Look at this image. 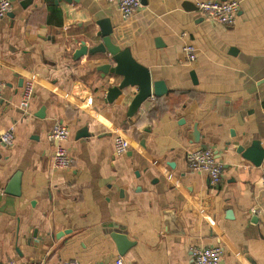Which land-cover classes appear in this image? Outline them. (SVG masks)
Instances as JSON below:
<instances>
[{"label": "crops", "instance_id": "crops-1", "mask_svg": "<svg viewBox=\"0 0 264 264\" xmlns=\"http://www.w3.org/2000/svg\"><path fill=\"white\" fill-rule=\"evenodd\" d=\"M207 1H238L234 24L210 22L198 10ZM140 3L124 19L106 0H12L0 19V134L15 136L0 143V264H192V246L220 248L219 264H264V160L243 157L256 142L264 150V0ZM104 20L163 95L132 107L134 88L106 101L121 80L96 71L108 57L78 55L83 42L99 44ZM57 123L70 133L64 171L51 166ZM116 136L129 142L123 155ZM202 146L222 164L216 186L187 166L186 152ZM18 172L19 194H8ZM169 210L183 236L166 233ZM113 234L130 243L122 255Z\"/></svg>", "mask_w": 264, "mask_h": 264}, {"label": "built area", "instance_id": "built-area-1", "mask_svg": "<svg viewBox=\"0 0 264 264\" xmlns=\"http://www.w3.org/2000/svg\"><path fill=\"white\" fill-rule=\"evenodd\" d=\"M107 3L115 5L124 19L131 17L137 10L141 8L140 0H106ZM239 2H202L198 5V10L205 16L210 22H216L224 26H232L235 22V17L238 12ZM12 9V0H0V19H4L8 16ZM182 38L186 35L182 34ZM182 52L185 55L189 63L196 61L197 51L193 44L187 42L182 47ZM34 94V87L31 81L24 84L21 92L20 101L18 104V110L27 114L30 100ZM1 99V91H0ZM69 131L66 127L55 124L49 135L48 139L55 144L54 151L51 157V166L55 171H64L71 167L72 160L68 151L63 147V144L69 138ZM15 136L13 131L7 130L0 134V143L10 148L13 146ZM115 155H123L128 147L129 142L122 136H116L113 140ZM186 162L189 170L194 173H204L207 175L209 182L212 186L218 185L222 181L223 168L212 150L202 149L196 147L186 152ZM264 184V180H263ZM255 213V210H252ZM190 255L192 264H219L222 258V251L218 247H190ZM9 264H15L9 262ZM21 264H46L43 261H29ZM58 264H79L77 262L69 261ZM115 264H122V259L118 258Z\"/></svg>", "mask_w": 264, "mask_h": 264}, {"label": "water", "instance_id": "water-1", "mask_svg": "<svg viewBox=\"0 0 264 264\" xmlns=\"http://www.w3.org/2000/svg\"><path fill=\"white\" fill-rule=\"evenodd\" d=\"M68 1V0H67ZM100 27V32L96 34L97 38H100L98 45L92 46L90 48L85 47L83 42L81 49L78 52L80 56H96V55H105L108 57L110 63L103 64L96 68L97 72H100L101 78L105 77H115L120 78V82L116 86L111 87L107 90L106 101L112 102L120 96H127L125 92L129 89L137 88V92L133 93L132 107L139 106L143 101L148 99L153 94L155 96L163 95L164 86L160 82L151 83L150 76L148 71L134 62L128 53V51L120 52V50L115 47L111 40V28L109 27L108 21H102L98 25ZM129 93V92H127ZM195 136V143H198V132L196 128L193 130ZM202 149H206L204 146ZM243 157L246 160H249L254 166H261L264 160V150L260 147L259 143H254L247 152H244ZM20 183V172L16 173L12 178L8 186V194L18 195V188ZM166 221V233L174 234L176 236H183L182 226L175 215L171 210L165 213ZM112 240L117 246V251L120 255L123 254L124 250L129 246V242L126 240V237L119 234H113L111 236Z\"/></svg>", "mask_w": 264, "mask_h": 264}]
</instances>
